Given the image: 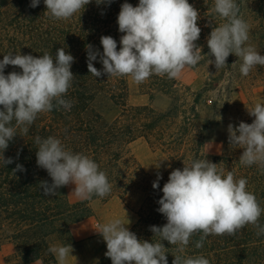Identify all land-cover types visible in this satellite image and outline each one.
Listing matches in <instances>:
<instances>
[{
  "label": "trees",
  "instance_id": "trees-1",
  "mask_svg": "<svg viewBox=\"0 0 264 264\" xmlns=\"http://www.w3.org/2000/svg\"><path fill=\"white\" fill-rule=\"evenodd\" d=\"M125 2L133 6L139 4V0H113L110 4H97L96 0H92L85 9L67 20L52 18L46 13L43 0L35 8L30 7L31 0H8L0 5V60L8 54L39 57L45 52L55 59L56 51L61 47L74 57L71 66L74 77L63 97L71 106L67 109L54 107L49 112L38 114L34 123L28 126L27 134L18 127L16 136L3 152L5 159L12 158L11 164L4 166L0 150V241L8 242L13 250L5 257L3 264H57L53 253L48 250L50 241L57 239L70 243V226L90 215L89 203L96 197L70 202L65 187L57 189L55 196L43 195L40 182L51 184L52 180L47 171L37 165V136L42 139L53 136L62 142L66 150L93 159L99 170L107 175L112 186L110 194L118 190L119 198L129 202L138 195L135 220L128 229L140 240L159 241V237L150 231V226L163 227L167 222L166 217L158 211L162 188L171 171L182 170L184 164L190 165L194 160H209L218 164V169H223L225 176L232 172L235 179H246L247 190L256 196L264 209V166L242 165L239 158L243 149L239 146H232V149L221 154L204 153L207 123L185 138L190 122L184 114H194L197 95L190 94L195 97L188 101L184 96L187 90L178 89L176 79L154 74L138 84L137 91L149 96L160 93L169 97L168 108L155 112L148 105L127 103L128 80L131 77H109L104 74L95 78L89 73L87 45L102 55L100 38L108 35L117 41L119 50L123 33L119 32L117 17ZM188 2L199 11L197 23L201 34L196 43L203 44L213 27L225 21L213 12L214 0ZM236 3L240 8V17L245 19L244 13L250 12L248 14L256 24L257 34L264 37V0H236ZM93 64L103 71L99 56ZM13 71L22 70L8 65L4 74ZM100 100L116 110L111 120H107L103 112L97 109V101ZM240 122L237 121L235 127ZM243 122L250 124L253 120ZM12 123L14 126L15 121ZM166 124L167 127L171 126V130L164 132ZM155 135H159L157 140ZM139 138L144 139L152 151L158 149L169 157L167 174L159 179L156 189L152 187L156 179L140 170L133 160L130 165L125 164L120 156L128 144ZM186 142L190 143L189 148L183 149ZM160 147H165L164 151ZM17 164L22 165L24 171L13 173ZM118 174L128 177L137 174L141 178L125 182L113 180V176ZM259 223L264 225V212ZM257 231L249 224L235 235H209L199 249L195 247L200 239V234H197L191 237L182 255L203 256L210 264H264V235L257 236ZM162 243L166 248L168 264H172L174 256L181 254L176 251L178 246L170 245L167 241ZM91 264H112V261L103 254Z\"/></svg>",
  "mask_w": 264,
  "mask_h": 264
},
{
  "label": "clouds",
  "instance_id": "clouds-1",
  "mask_svg": "<svg viewBox=\"0 0 264 264\" xmlns=\"http://www.w3.org/2000/svg\"><path fill=\"white\" fill-rule=\"evenodd\" d=\"M46 13L56 20L73 17L92 0H43ZM113 0H96L97 4ZM40 0H31L35 8ZM213 12L223 21L213 27L207 38L209 64L216 69L224 68L227 58L234 54L242 61L240 73L248 76L256 65L264 66V55L253 46L247 45L249 25L240 17L236 0H214ZM199 11L188 0H139L138 6L123 3L117 17L120 48L111 36H102L100 42L103 54L93 51L87 45V67L95 78L107 74L109 77L129 76L136 84H141L152 75L179 78L186 67H195L202 59L201 48L196 44L201 34L198 26ZM247 45V46H246ZM99 56L103 71L94 67L93 61ZM74 57L63 47L57 49L55 59L45 52L39 57L31 54H8L0 60V150L4 166L13 162L5 159L4 150L16 136V129L27 134L38 114L49 112L54 107L69 108L70 102L63 97L71 87ZM20 68L21 72L4 74L6 66ZM55 102V103H54ZM248 114L254 117L252 123L241 121L238 127L228 125L229 145L243 149L239 161L242 165L264 166V105L256 103ZM13 121L15 125L13 126ZM38 145L37 165L45 169L52 183L41 181L43 195L55 196L57 189L74 184L71 194L80 200L93 196L103 198L110 194L111 184L98 164L82 153L66 150L62 142L49 136L35 137ZM209 160H194L183 169L171 171L162 188L158 211L166 217L163 227L150 226L157 242L140 240L120 219L99 226L96 230L106 242L105 256L112 264H168L166 248L162 241L178 246V255L172 264H210L203 256L182 255L191 237L200 234L197 249L203 247L209 235H235L246 225L258 229L257 236L264 235V225L259 223L264 209L256 196L247 190V180L235 179L232 172L224 175L223 169ZM24 171L17 164L13 169ZM153 182L159 187V179ZM49 252L58 264H68L72 256L71 244L50 246Z\"/></svg>",
  "mask_w": 264,
  "mask_h": 264
},
{
  "label": "rangeland",
  "instance_id": "rangeland-1",
  "mask_svg": "<svg viewBox=\"0 0 264 264\" xmlns=\"http://www.w3.org/2000/svg\"><path fill=\"white\" fill-rule=\"evenodd\" d=\"M7 1L0 0V5ZM248 13L246 11L243 15L244 20L249 25L247 45L253 46L261 55H264V37H259L256 31V24ZM196 44L202 50V59L195 67H186L180 77L175 78L178 84L177 88L181 91L187 90L184 96L188 101H191L197 95L194 114H184L188 118L187 121L190 122L188 125L189 133H187L185 138L196 133L202 124L207 123L203 151L206 154H221L225 150L232 149L228 140V125L232 124L235 127L237 121L254 120V117L248 114L247 108H253L256 103L264 105V66L256 65L251 69L248 76H243L239 71L242 61L234 54H230L226 61L227 65L217 70L214 64H209V59L214 60V57L208 55L207 40L203 44ZM137 87L138 84L134 83L132 78H130L128 80L127 96L129 105H148L155 112L165 111L168 108L170 103L168 96L160 93H154L152 96L139 94ZM190 94L195 95L191 97ZM155 97L158 98L156 106L153 104ZM103 101H97V109L103 112L107 120H111L117 112L110 104L106 105L107 103ZM169 130H171V126L167 127L166 124L164 132ZM158 136H154L155 140L159 138ZM189 145L190 143L186 142L183 149L189 148ZM160 148L164 151L163 148L165 147ZM120 156L127 165H130V161L133 160L139 165L140 170L152 179L157 180L158 176L162 178L167 174L169 167L167 153H163L158 149L152 151L142 138L128 144ZM140 178V175L137 174L132 177L122 174L113 176V180L123 182L130 179L135 181ZM64 187L65 194L70 202L80 200L74 194H71L75 187L74 184ZM119 196L120 193L116 190L103 198L98 196L92 198L89 203L90 215L86 219L70 226V243L52 239L49 247L71 244L73 252L71 253L72 256L68 258V264L93 263L107 251L106 242L96 231L99 226L113 219H120L125 225H127L129 220L130 223L127 225L129 227L135 220L134 213L139 205L137 202L138 195H135L130 202L119 198ZM12 251V246L8 242L0 241V264H3L5 257L11 254ZM56 263L58 264L57 260ZM31 264L41 263L34 262Z\"/></svg>",
  "mask_w": 264,
  "mask_h": 264
},
{
  "label": "crops",
  "instance_id": "crops-1",
  "mask_svg": "<svg viewBox=\"0 0 264 264\" xmlns=\"http://www.w3.org/2000/svg\"><path fill=\"white\" fill-rule=\"evenodd\" d=\"M158 98H156L155 97V99H154V102H153V104L156 106V104L158 103V100H157ZM160 101V100H159ZM160 107V106H159ZM218 154V153H217Z\"/></svg>",
  "mask_w": 264,
  "mask_h": 264
}]
</instances>
